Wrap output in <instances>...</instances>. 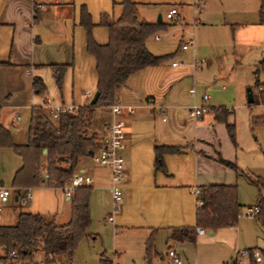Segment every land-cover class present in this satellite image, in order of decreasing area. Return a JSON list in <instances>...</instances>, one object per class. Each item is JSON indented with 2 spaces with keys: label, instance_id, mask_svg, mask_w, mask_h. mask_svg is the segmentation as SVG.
Here are the masks:
<instances>
[{
  "label": "crops",
  "instance_id": "crops-1",
  "mask_svg": "<svg viewBox=\"0 0 264 264\" xmlns=\"http://www.w3.org/2000/svg\"><path fill=\"white\" fill-rule=\"evenodd\" d=\"M118 1L0 0V62H5L0 64V122L8 128L15 142L26 140L27 125L23 124V119L28 123L32 106L41 105L47 113L46 104L77 107L89 103L95 91L96 74L94 59L85 50L84 29L78 24L79 7L84 5L90 15L94 40L104 43L107 28L98 20L101 14L108 19L115 18L120 12ZM132 1L136 3L139 19L159 22L156 17L160 14V21L169 23L163 28L169 27L166 34L174 35L176 31L177 44L172 48L164 43L151 48L145 38V46L150 52L172 55L156 65L131 73L118 89L116 101L131 107V113L120 116L124 128L121 150L124 160L118 182L120 200L116 209L112 207L110 212V168L92 162L88 154L79 157L75 170H83L91 178L87 184L90 186L87 235L78 241L72 252L56 255L52 261L65 264H166L165 249L171 247L182 264L230 262L240 247L258 249L251 243L252 236L244 227L245 221L238 220L216 229L194 226L192 241L174 239L170 236L171 229L194 225L196 196L192 188L210 183H234L237 202L251 205L256 202L257 189L248 178L264 176L238 166L233 170L216 160V154L221 155L217 150L218 136L223 137L225 126L214 118L211 107L215 105L208 102L210 95L203 92L207 94L204 109L198 117H193L189 114L188 97L183 100L178 85L187 77L193 78L196 73L214 68L210 67L212 59L219 58L210 49L201 47L206 43L210 45L214 34H220L224 44H227L228 36L232 43L239 44L242 40L253 43L256 36L259 39L260 34L264 35V25L258 21L259 0H201L197 6L194 0ZM169 6L177 9V20L172 23L164 14L156 13L158 8L164 7L166 11ZM189 26H194L198 40L194 41L192 29H185ZM187 36H191L193 42L182 48L180 45ZM153 37L160 39L158 34ZM200 37H203L202 41ZM201 54L205 57L194 60L195 56L202 57ZM53 62L70 64L63 73L61 90H58L48 66ZM33 75L42 78L43 93L33 90ZM188 93L193 103H202L203 93H195L194 88ZM245 102L248 103L246 89ZM108 105L94 106L88 118L87 129L95 133L97 140L93 150L101 142L111 119ZM183 112L193 118L190 126L186 125ZM205 113L206 117L203 116ZM206 124L210 125V130ZM156 144L179 146L176 152L162 154L163 170L153 168V147ZM0 150L1 158L5 149L0 147ZM14 158L10 166L0 159L2 172L8 171L5 183L0 173V183L10 186L13 172L20 165L19 156L14 155ZM35 187L58 190L61 198L55 197L44 209L22 208L20 206L26 200L21 203L19 197L26 187H11L10 197L0 211V223H13L19 211L40 212L47 221L56 224L68 220L69 197L62 189L40 183L28 187L30 198L31 188ZM109 215L111 219H107ZM245 219L253 229L260 226L253 215ZM196 227L203 231L196 232ZM105 236H109L108 244L103 243ZM148 238L151 239L152 253L147 261L144 246ZM34 258L43 259V253L36 252Z\"/></svg>",
  "mask_w": 264,
  "mask_h": 264
},
{
  "label": "trees",
  "instance_id": "trees-1",
  "mask_svg": "<svg viewBox=\"0 0 264 264\" xmlns=\"http://www.w3.org/2000/svg\"><path fill=\"white\" fill-rule=\"evenodd\" d=\"M118 3L120 12L115 18L108 19L105 14H101L98 20V23L107 28L108 35L104 43L94 40L91 35L93 22L90 15L84 5L79 7L78 24L85 32V50L94 59L95 90L98 92L96 101L77 106L74 112H59L55 123L50 120L41 105L32 106L29 111L26 140L23 143L15 142L8 128L0 122V147L11 148L20 158V165L13 172L10 181L11 187L40 184L42 170L47 174L46 185L60 186L75 170L79 157L87 155L88 150L93 149L97 143L95 133L87 129V121L93 107L116 101L118 89L131 73L145 66L156 65L172 55L154 54L145 46V38L148 35L165 28L169 23L139 19L136 15V3L132 0H119ZM258 21L264 25V0H259ZM69 65L65 62L48 64L58 90H61L62 76ZM258 73H261L262 78L255 79L257 92L252 95L253 101L247 105L264 104V57L259 59L258 67L253 70L254 76ZM31 84L35 92H44L45 85L40 76L33 75ZM211 108L214 118L224 123L227 136L235 145L233 123L226 121L228 111L224 106ZM178 150L177 145H154L153 168L163 170L162 154ZM216 160L237 170L233 161L218 153ZM248 179L257 189L255 203L258 204V210L253 216L260 222L264 231V177L255 175ZM89 194V185H79L72 189L69 196V218L61 224L47 221L35 211H19L13 223H0V260H5L10 251H14V257L19 260H30L36 252L41 251L43 259L50 264H65L53 263L52 259L61 253L72 252L78 241L87 235L86 229L90 219ZM196 199L201 202L196 206L194 225L172 228L170 236L174 239L192 241L194 226L216 229L236 222L240 204L236 200L234 183L200 185ZM258 250L264 260V247ZM144 253L148 261L152 253L150 238L145 242ZM247 264L256 263L249 257Z\"/></svg>",
  "mask_w": 264,
  "mask_h": 264
},
{
  "label": "rangeland",
  "instance_id": "rangeland-1",
  "mask_svg": "<svg viewBox=\"0 0 264 264\" xmlns=\"http://www.w3.org/2000/svg\"><path fill=\"white\" fill-rule=\"evenodd\" d=\"M164 11L165 8L160 7L156 13L159 12L161 15H163ZM168 28L169 27H167L165 30L158 29L152 34L148 35L146 37L147 45L151 48H157L160 44L164 43L171 48L175 47L177 44V33L175 31L174 35L171 33L166 34ZM185 29H192V37L194 41L198 40L194 26L192 28L189 26V28ZM154 34H158L160 39L156 40L153 37ZM167 38H169L170 41H167ZM199 40L202 41L203 37H200ZM231 40L232 39H230L228 36V42L227 44H224L225 42L222 43L220 34L216 33L211 37L210 45L206 43L205 46H201L203 50L208 48L213 51L212 53L219 59H215L213 57V63L210 65V67L214 68L211 70L205 69V71L201 72L200 74L196 73L193 78L187 77L180 81L178 89L182 94L183 100H186L185 97H188L187 102L190 103L189 105L193 103V100L191 99V94L188 93V88L192 87L194 88L195 93H199V95L203 92L208 93L210 95L208 100L209 103L215 106H224L232 110L231 112L228 111L226 117L227 115L229 116L226 119H228V122L233 123L235 145H233L228 138L226 131L222 129L223 137L220 135L218 136L217 150L220 152L221 156L233 161L239 168L244 170L250 169L257 174L264 176V122H262V119H264V104L250 103L247 105L245 102L246 87H250L252 95H256L257 88L255 85V79L257 78L258 80H261L262 78L261 73H258L257 76H254L252 71L258 67V58L264 57V35L260 34L259 39H257L256 36V38L253 39V43L249 40H242L239 44H234L231 42ZM255 52H257V54H255ZM201 55L203 56H195L194 60L199 61L205 57L204 54ZM174 58L176 59L177 57ZM194 103L198 104V102ZM183 116H185L186 125L190 126L191 120H193V118L187 116V114L184 112ZM203 116L206 117V113L203 114ZM50 120L54 122L55 117L50 116ZM23 121L24 125L28 124L25 123V118ZM206 126L208 128L207 130H210V125L206 124ZM221 127L223 128V125H221ZM189 130H191V128H189ZM3 148L5 150L0 159L5 165L7 164V166H10L11 163L14 162V155L16 156V154L9 147ZM0 152L2 151L0 150ZM2 169L3 167L1 166L0 173H2V180L5 183L7 176L5 173H8V171L5 170L4 172L3 170L2 172ZM57 196L58 198H61V192L58 190L53 191L51 189H44L41 187L31 188V198L26 200L23 203L24 205H21L20 207H36L44 209L48 207V205H50V203L53 202ZM112 206L113 203L111 204L110 212L112 211ZM245 206L246 204L239 205L236 221H245L244 227L249 230L248 233L252 236L251 243H254L258 249L263 248V227L261 228L262 225L260 222V226L257 225L258 229H253L251 227L248 219H245L249 216L244 214ZM102 240L103 243L108 244L109 236H105ZM262 263L264 264V260Z\"/></svg>",
  "mask_w": 264,
  "mask_h": 264
},
{
  "label": "built area",
  "instance_id": "built-area-1",
  "mask_svg": "<svg viewBox=\"0 0 264 264\" xmlns=\"http://www.w3.org/2000/svg\"><path fill=\"white\" fill-rule=\"evenodd\" d=\"M201 0H194L195 6L199 4ZM164 17L170 21L175 22L177 20V9L175 6H169L167 10L164 12ZM193 40L191 36H187L183 42L181 43V47L185 48L187 45L192 44ZM172 64H175V61H172ZM189 92L193 91V88L190 87L188 89ZM207 99V94H202V103L196 104L192 103L189 108V114L193 117H198L201 111L204 109V102ZM47 114L50 117H57L59 112H74L76 106L72 104H56L50 105L46 104ZM110 110L111 119L106 126L105 134L99 144H97L96 148L90 153L89 158L92 162L97 164L106 165L110 168L111 171V199L113 203V210L117 207V202L120 200L121 197V190L119 187L118 182L121 179V169L123 167V156L121 154V150L124 147V128L122 121L120 119L121 115H127L131 113L130 106H124L117 101L111 102L108 105ZM42 184H46L47 174L43 171L40 175ZM90 175L84 172L83 170H74L72 174L64 179L61 183L60 187L63 191V194L67 197L70 196L71 191L74 187L79 185H87L90 183ZM192 192L195 196L198 193V188H192ZM11 193V187L5 184L0 183V211L2 206L8 201ZM30 198V191L29 188L26 187L23 191L19 200L23 203L25 200ZM196 200V206L200 204L199 199ZM258 210V204L254 203L251 205H246L244 207V214L246 215H254ZM107 219H111V215L107 217ZM196 232H202L203 229L201 227L195 228ZM15 252L10 251L7 254L5 260H0L1 262L7 264H16V263H26V264H50L49 261L44 259H35L32 258L30 260H19L15 257ZM165 257H166V264H182L180 257L176 253V251L171 248L167 247L165 249ZM249 257H252L256 264H263V258L257 248L251 247H243L239 248L236 252V256L231 260L234 261V264H247V260ZM221 262L220 264H232V262Z\"/></svg>",
  "mask_w": 264,
  "mask_h": 264
},
{
  "label": "water",
  "instance_id": "water-1",
  "mask_svg": "<svg viewBox=\"0 0 264 264\" xmlns=\"http://www.w3.org/2000/svg\"><path fill=\"white\" fill-rule=\"evenodd\" d=\"M156 21H160V14H157V17H156ZM97 90L94 91L92 97L90 98L89 100V103H94L96 101V98H97ZM246 101L249 103V102H252L253 101V96H252V93L250 91V87H246ZM42 151H44V149H42ZM92 152V150H88V154H90ZM232 264H234V261H231Z\"/></svg>",
  "mask_w": 264,
  "mask_h": 264
}]
</instances>
